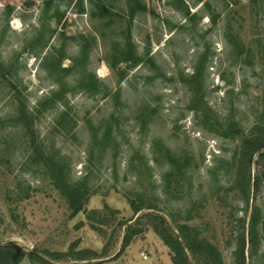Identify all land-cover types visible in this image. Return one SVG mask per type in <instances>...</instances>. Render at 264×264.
I'll use <instances>...</instances> for the list:
<instances>
[{
	"label": "rangeland",
	"instance_id": "374dc122",
	"mask_svg": "<svg viewBox=\"0 0 264 264\" xmlns=\"http://www.w3.org/2000/svg\"><path fill=\"white\" fill-rule=\"evenodd\" d=\"M263 80L264 0H0V246L19 264H172L158 217L235 264L240 222L264 220V148L244 165L228 126L264 138ZM44 157L85 190L78 213ZM258 237L245 264H264Z\"/></svg>",
	"mask_w": 264,
	"mask_h": 264
},
{
	"label": "trees",
	"instance_id": "16d2710c",
	"mask_svg": "<svg viewBox=\"0 0 264 264\" xmlns=\"http://www.w3.org/2000/svg\"><path fill=\"white\" fill-rule=\"evenodd\" d=\"M100 6H101L100 8H103V4H101ZM131 15H133V11L131 12ZM130 48L126 51V53H124L125 49L123 50L121 49L120 53L122 54L124 61L133 60L134 63H137V58L131 55ZM234 56L237 59H240L242 57L243 60L249 58L248 53L245 52L244 47L241 48V50H239V48L237 50L236 47H234ZM91 79L87 84H86V79L82 81L84 82V84L82 83L84 85V88L91 87L92 84ZM262 91L264 97V82H263ZM117 94H119V92ZM50 101H53V99ZM65 115L66 114L62 112L61 113L62 118H60L59 120L64 121ZM13 121L18 124H21L22 126H25L24 127L25 129L32 131V116L30 113H28V111L25 108H22V110H20L19 117ZM228 128L230 130H233V132H235V135L239 134V136H241L240 138L241 140H243L241 146V157L243 158L242 161L244 165L245 164L250 165L252 163L254 155L257 153L259 154L262 148H264V138H261L260 136H256V137L251 136L250 138L245 137L243 136V131L241 130V128L237 127V125L235 124L229 125ZM109 136H110V132L104 134V138L106 139H108ZM167 156L169 161H171V163L173 164L172 166L174 168L170 172V176L173 178V176H176L178 174L181 175L182 168H184L183 165H181L178 161H176L168 150H167ZM43 159L46 166H48L51 170V177L53 182L55 183L56 188L61 191L73 213L76 214L79 211H81L84 205V199L87 195L83 187L69 184L65 177L63 168L60 167L59 164H54L53 162H51L50 157H44ZM258 182L259 179L258 177H256L252 185L255 190H258L259 188ZM26 198H28V194L22 197V199H26ZM140 202L142 203V206L145 205L149 209L152 208V205L147 204L143 199L140 200ZM131 205L133 207L134 212H138L142 208H145L142 207L141 205H137L134 202L131 203ZM95 215L96 212H93L92 215L88 214V218L93 220L95 218ZM152 221H153L152 226L154 227L155 232L157 233L159 238L163 241V243L171 250L172 264H223L222 255L220 254L218 249L208 241L204 239L203 240L200 239L198 236V232L195 229L189 227L186 224L181 226L179 225L177 228L178 235H176L166 225V222L163 219H159L158 217H153ZM260 222L264 223V220L261 221V216L259 214L258 209H255L252 212L247 230L245 228V224L240 222V228L239 231L236 233L235 247L233 249L235 264H245L246 261L245 250L247 249V246L249 248L248 251L250 257L252 258L253 256H256L258 252V245L260 240L258 237V227L260 225ZM140 233L141 230L135 229L132 226L127 227L120 252L124 251L130 245L133 237L137 236ZM22 258L23 256L21 253L16 252L11 248L0 246V264H19L22 261ZM262 258L264 259V255L262 256ZM191 260L193 262H191ZM43 262L44 264H48L45 261Z\"/></svg>",
	"mask_w": 264,
	"mask_h": 264
}]
</instances>
